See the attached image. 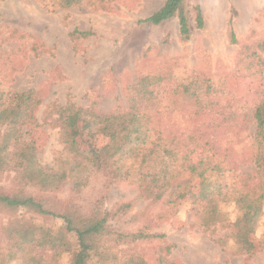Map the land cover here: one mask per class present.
Returning a JSON list of instances; mask_svg holds the SVG:
<instances>
[{
    "label": "rangeland",
    "instance_id": "1",
    "mask_svg": "<svg viewBox=\"0 0 264 264\" xmlns=\"http://www.w3.org/2000/svg\"><path fill=\"white\" fill-rule=\"evenodd\" d=\"M91 2L62 9L54 0H0V92L31 90L39 100L33 121L9 146L0 194L32 197L53 214L0 207V264H72L78 242L56 217L63 214H73L78 226L105 220L103 232L87 240L85 264H264V204L241 247L232 228L233 203L222 204L212 221L194 202L193 190L174 203L170 197L152 201L133 176L117 179L85 163L69 173L78 159L60 140L56 114L68 103L100 115L124 112L130 88L142 76L161 78L157 92L172 95L165 106L188 113L192 103L177 94L183 85L200 88L203 104L222 115L217 122L242 127L229 149L240 171L252 169L243 154L254 126L250 113L264 98V0H183L185 39L177 14L158 25L139 23L165 0H112L102 9ZM195 7L203 20L199 28ZM24 145L33 146L41 170L65 177L47 188L25 184L23 169L14 164ZM27 228L34 246L21 249L12 234Z\"/></svg>",
    "mask_w": 264,
    "mask_h": 264
},
{
    "label": "trees",
    "instance_id": "2",
    "mask_svg": "<svg viewBox=\"0 0 264 264\" xmlns=\"http://www.w3.org/2000/svg\"><path fill=\"white\" fill-rule=\"evenodd\" d=\"M54 1L64 9L90 0ZM110 1L92 0L91 3H97L102 9ZM182 1L165 0L157 12L139 23L158 25L177 14L179 32L185 39L188 27L181 10ZM194 10L196 27L199 28L203 23L202 15L198 7ZM161 82L162 79L156 76L139 77L130 88L126 110L117 114L100 115L92 109L84 110L70 103L59 107L56 114L60 140L72 160L78 159L72 162L69 173L78 171L85 163L96 172L106 171L117 179L133 176L140 194L152 201L170 197L169 203H174L183 200L193 190L194 202L202 206L201 213L212 221L220 217L222 204L233 203L237 214L232 223L234 238L243 247L263 214L264 98L250 113L254 126L243 154L244 160L249 159L252 163V169L240 171L229 146L230 140L243 130L242 127L236 123L224 126L217 122L222 115L203 104L200 88L189 91V85H183L181 94H177L182 102L192 103L190 112L165 106L164 102H170L172 95L157 92L156 87ZM210 90L208 87L204 96L210 94ZM38 105L39 100L31 90L0 92V172L11 164L7 154L9 146L18 141L20 128L33 121ZM230 117L235 118L236 114L230 113ZM178 118L186 120L179 124L175 122ZM211 131L213 134H209ZM83 140L85 146L80 144ZM32 147L24 145L16 149L21 160L14 161V164L23 169L25 184L47 188L60 182L65 174L41 170ZM183 175L188 179L174 184ZM80 184L81 181L76 182L74 191ZM75 194L78 195L79 191L76 190ZM0 207L10 210L25 208L39 215L53 216L32 197L0 194ZM56 217L62 220L65 231L74 234L78 242L72 264H85L90 246L87 240L103 232L105 220H86L78 226L76 223L79 221L73 214ZM12 238L17 240L15 243L19 245L16 246L21 249L24 245L28 249L34 246L32 228L14 231Z\"/></svg>",
    "mask_w": 264,
    "mask_h": 264
}]
</instances>
